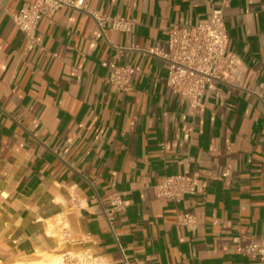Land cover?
Instances as JSON below:
<instances>
[{"label": "crops", "instance_id": "1", "mask_svg": "<svg viewBox=\"0 0 264 264\" xmlns=\"http://www.w3.org/2000/svg\"><path fill=\"white\" fill-rule=\"evenodd\" d=\"M30 1L0 0V264L82 248L113 264H257L234 238L264 234V0H226L243 82L211 81L195 107L156 52L168 28L220 0H84L42 16L25 48L8 12ZM111 60L139 66L129 89L106 80ZM185 170L198 174L194 193L155 194L162 175Z\"/></svg>", "mask_w": 264, "mask_h": 264}, {"label": "built area", "instance_id": "2", "mask_svg": "<svg viewBox=\"0 0 264 264\" xmlns=\"http://www.w3.org/2000/svg\"><path fill=\"white\" fill-rule=\"evenodd\" d=\"M226 0H220L212 6L205 18L185 26H171L167 30L166 50L156 52L168 62L166 84L180 96L188 99L189 105H202L208 84L213 80L241 85L244 68L238 54L228 48V34L224 22L223 6ZM62 6L79 9L86 8L84 0H31L16 11L8 14L17 27L24 33L25 48H32L36 43V27L42 16L51 15ZM97 24L103 30L106 16L93 13ZM130 20L123 17L111 19V26L128 29ZM109 73L106 80L115 88L127 90L131 87V75L139 69L137 65L107 62ZM199 184L197 172L185 170L180 173L162 175L154 185L157 196L180 199L185 194L196 191ZM122 207L118 194L110 198L104 213L110 223L115 210ZM194 219L184 213L182 223L191 225ZM236 247L242 253H253L257 264L264 263V234L258 239L240 244L235 237ZM58 264H113L111 261L90 252L86 248L61 253ZM122 264H135L123 255Z\"/></svg>", "mask_w": 264, "mask_h": 264}, {"label": "bare ground", "instance_id": "3", "mask_svg": "<svg viewBox=\"0 0 264 264\" xmlns=\"http://www.w3.org/2000/svg\"><path fill=\"white\" fill-rule=\"evenodd\" d=\"M60 258H61L60 253H51V254H47L45 257L39 260L29 262V264H58Z\"/></svg>", "mask_w": 264, "mask_h": 264}]
</instances>
